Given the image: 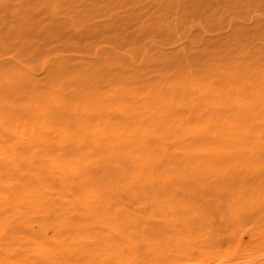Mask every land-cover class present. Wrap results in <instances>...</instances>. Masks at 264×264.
Returning <instances> with one entry per match:
<instances>
[{"label":"bare ground","instance_id":"1","mask_svg":"<svg viewBox=\"0 0 264 264\" xmlns=\"http://www.w3.org/2000/svg\"><path fill=\"white\" fill-rule=\"evenodd\" d=\"M90 6L0 37V264H264V0Z\"/></svg>","mask_w":264,"mask_h":264},{"label":"rangeland","instance_id":"2","mask_svg":"<svg viewBox=\"0 0 264 264\" xmlns=\"http://www.w3.org/2000/svg\"><path fill=\"white\" fill-rule=\"evenodd\" d=\"M17 2L20 3L18 4ZM0 3V37L10 39V43H14L15 39L19 38L25 39L27 43H43V38L41 40L40 37L45 31H47L48 35L58 36V33H61V29H58L59 25L55 20V16L52 12L53 9L60 10L62 15L69 14L70 16L78 17H86L94 11L90 6L92 0H0ZM29 11H31V13ZM29 19L30 21H28ZM19 24H21V26ZM241 28L245 31L250 29L251 25L249 23H243ZM16 31H18V35ZM227 35H229V31H226V36Z\"/></svg>","mask_w":264,"mask_h":264}]
</instances>
